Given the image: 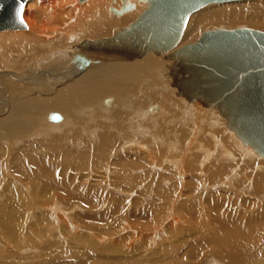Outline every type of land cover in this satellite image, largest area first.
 <instances>
[{
  "label": "bare ground",
  "instance_id": "obj_1",
  "mask_svg": "<svg viewBox=\"0 0 264 264\" xmlns=\"http://www.w3.org/2000/svg\"><path fill=\"white\" fill-rule=\"evenodd\" d=\"M121 1L129 4L130 8L119 19H116L112 17L110 8L119 7ZM236 2L225 6L211 4L205 6L206 8H204L202 12L197 13L201 10L200 9L195 12L196 14L192 13L189 16L185 28L174 47L164 49L161 47H154V49L152 48L144 51L141 50V44L143 43L135 37L137 35L135 34L137 30L130 34L128 31L133 27L141 13L149 7V0H27L22 12V20L25 24V29L0 31V33H3L0 37V113L7 112L6 115L8 116L6 119L9 117L15 120L14 123H9V119L6 121V119L0 118V127L10 130L25 128L30 133L32 132L34 137H48L54 138L55 140L57 138L56 141L59 140L60 144L63 140L64 132L62 130L67 129V135L82 136L86 142L87 140H91L96 144L100 143L102 146L99 147H102V153L108 152L107 150L111 149L116 140L120 141V146L126 145L130 142V139L134 138H130L128 133L130 132L129 128L133 122L128 123V118L126 117V120L123 122L120 116L122 112L118 113L113 118L110 117L109 113L104 117L109 121L113 119V121L119 122L116 130L110 129L109 126H103L101 127V131L98 132L95 128L94 130L91 129V127L88 128V125L80 129L75 128L77 120L75 121L71 119V117L69 118L65 112L74 113L76 116L84 112L89 114L93 112V104L97 102V99L109 95L110 93L116 94L117 105L119 103L121 108L127 109L126 107L129 106L127 101L131 100L128 94H136L138 90L137 86H141L143 89V83L145 85L147 84V88L150 92L151 90H156V92H161L163 90L164 95L167 92V95L172 97L171 100L169 101V97H165V101L158 99L157 102L161 103L165 109L174 108V103H171L174 102L173 95L178 98L180 94L187 98L190 97L184 92V86L189 82L191 76L189 70L186 69V65L189 62V54L186 51L178 53L180 48L195 43L203 32L201 34L199 33L206 27L237 28V26L246 25L264 29V0H243V2ZM146 3L148 6L143 10ZM87 9L90 11L87 12L86 15ZM123 9L124 7L122 10ZM82 13L83 16H81ZM57 33L61 35L58 36ZM115 33V37H110ZM65 48L68 49L64 53H61L60 49L65 50ZM17 50L18 52H16ZM52 51H56V55L47 57L46 54ZM151 52L161 55L167 54L170 57H179L176 58V60L165 61L155 56V54H151ZM173 52H176L174 56H172ZM16 56L17 58H15ZM38 58L39 62L34 64L35 60ZM155 74H158L161 78L165 76L172 81L173 85L178 86L180 94L175 91L176 87L174 89L167 88L164 85L160 86V84L157 85L159 77ZM4 79H6V81H2ZM21 82H23V84H21ZM24 82H29V85H24ZM30 83L34 84V86H30ZM129 83L130 85L131 83L135 84V87L133 85L130 86ZM142 94L147 97L146 99L149 101L148 104H152L151 101H153V103L156 102L154 98L148 97L145 93ZM126 95L128 96V100H125L123 104L122 99ZM79 99L81 107L73 109V102L77 101V105ZM182 99L181 106L187 108L189 106L188 101L186 102L185 98ZM189 99L193 100V97ZM111 100L112 99H107L104 102L105 106L109 105ZM201 103L208 105L202 101ZM139 105L140 104H135V107L133 106V108L139 109L134 113V118L136 117V120L145 119L143 108H140ZM31 107H35L39 113L47 110L43 116L46 122L58 123L61 121L62 123L60 125H53L52 123L47 125V123L43 126L38 119L30 122L29 119L23 115V111H28ZM153 108L154 107L151 109ZM217 109L221 112L219 108ZM57 111L62 113L64 117L61 116L62 114L59 115V113H56ZM42 114L44 113H40V115ZM221 114L225 117L222 112ZM204 115H206V113ZM213 115L217 119L220 118L219 112L218 114L214 112ZM213 115L210 113L207 117L211 119ZM91 120L92 116L89 114L88 121L91 123ZM133 124H135L136 127L134 133H141L142 123L137 121ZM228 126L235 131L229 124ZM204 130L205 129H203V131ZM233 130H226L225 128L224 133L220 131L215 134L214 137L217 140H215L214 137H211L214 141L211 139L207 140L214 142L215 145L223 143L228 147L229 143L227 142L229 141H227V139L230 137L234 139L232 143L240 146L243 150V143L241 145L240 142L245 140L235 131L236 135L242 139L240 141ZM24 133L26 132L24 131ZM210 133L213 134L211 131ZM196 135L197 134H194L192 139L193 141L196 140V145H193L195 146L193 149L203 151L205 160L202 158L199 163L197 157L200 155L197 157L195 156L197 159L190 169L195 174H192V177L190 176L189 192L198 190L199 188H201L199 191L207 189V182L204 183V181H201V173L203 174L209 171L211 168L210 166L213 165L209 163V157H211V155L215 156L217 153H215V149L207 150L204 147L206 146L205 143L199 142V140L202 141L201 137L197 136V138ZM216 135H218V137ZM134 139L141 141L136 137ZM24 140H29V137L27 140ZM246 143L249 144L248 142ZM55 144L53 142V146H55ZM63 144L70 146L65 142V139L63 140ZM73 145H75V143L71 146ZM77 146H79V144H77ZM229 146L231 147V145ZM63 149V147H61V149L56 146L50 147L49 143L47 145L43 141L30 142L25 145L21 151H17L18 154L14 157L11 166L20 176L22 175L25 178L30 177L32 180H37L38 184L42 187H50L58 183L55 180V173H58L60 167H63L65 171H67V169L73 168L74 164L81 165L85 160L82 154L71 153L69 150ZM95 150H97L98 153L99 149L97 148ZM243 151L248 155V158L249 156L252 157L256 155L249 147L248 149L244 148ZM225 153L227 154V152ZM3 157L4 152L0 146V175L3 174L4 170ZM118 160L125 161V158L118 155ZM206 160L208 162H206ZM97 161L98 160L95 159V164H97ZM225 165L223 163H220V165L214 164L213 168L216 173L214 175L218 177H213L221 180L220 177L227 173L226 170L227 167H229L228 165L225 168ZM128 166L134 168L138 167L135 163H129ZM263 170L264 168L259 170L262 172L254 173L253 189L250 188L253 190L252 194H254L255 197L252 195L247 196L245 186H242V192L238 194L231 189H225L223 185L226 182H222V184L218 180L217 183L221 184L219 185V187H221L219 191L209 192L205 199V196L202 197L199 193L202 202L200 200L198 201L201 202V204L196 202V200H191L189 202L190 254L200 256L216 254L219 255V258L232 261L235 264H264V247H261V242L264 243V206L262 203L261 206L257 205L255 207L256 199L264 194ZM246 176H251V173ZM207 184L211 185V182ZM91 185L92 192H99L96 188L97 186L95 187L92 183ZM57 186L61 187L60 189L68 194L78 196L86 206L96 208V206L99 205L98 202H92L90 200V192L77 190L69 185V183L66 184L65 181L57 184ZM262 198H264V196L260 197V199ZM205 201H211V207H208L206 204L204 207L203 202L205 203ZM192 209L195 211H191ZM205 211H207L206 215H204ZM203 216L207 223V228L203 227L200 223ZM7 220V216H0V224L7 222ZM260 236L263 237L261 238ZM62 260V257H57L55 260L50 259V261L48 260L44 264H64Z\"/></svg>",
  "mask_w": 264,
  "mask_h": 264
},
{
  "label": "rangeland",
  "instance_id": "obj_2",
  "mask_svg": "<svg viewBox=\"0 0 264 264\" xmlns=\"http://www.w3.org/2000/svg\"><path fill=\"white\" fill-rule=\"evenodd\" d=\"M241 1L243 2V0ZM234 3L211 5L225 6ZM147 6L146 3L143 10ZM129 8V4L121 1L119 7L110 8V13L112 17L119 19ZM204 8L197 13L202 12ZM89 11L87 9L86 15ZM235 28L206 27L199 34L207 30H232ZM237 28L264 32V29L246 25L237 26ZM2 34L0 33V37ZM57 35L61 34L57 33ZM115 36L116 33L110 37ZM67 49H60V52L64 53ZM175 53L173 52L172 56ZM151 54H155L165 61L176 60L179 57H170L167 54L161 55L155 52H151ZM53 55H56V51L46 54L47 57ZM37 62H39V58L35 60L34 64ZM155 75L159 77L157 85L174 89L176 87L175 91L180 94L178 86L173 85L172 81L165 76L161 78L158 74ZM2 81H6V79ZM28 83L26 82L24 85H29ZM132 85L135 84L131 83L130 86ZM143 85V89L141 86H137L136 94H128L131 98L130 101H127V95L123 97V104L125 100L129 103L127 109L121 108L119 103L117 105L115 93L99 97L97 102L93 104V112L89 113L92 116L91 123L88 121L89 114L87 112L81 113V115L77 114V116L74 113L65 112L69 118L77 120L75 128L80 129L88 125V128L91 127L93 130L95 128L97 132L101 131L103 126H109L110 129L116 130L119 122L113 121V119L110 121L105 119L104 117L108 113L113 118L122 112L120 116L123 122L128 118V123H136L137 121L142 123L141 133H134L136 127L133 123H131L130 132H128L130 138L136 137L141 141L132 138L129 143L120 146V141L116 140L111 149L107 150L108 152L102 153V147H99L102 146L100 143L96 144L91 140L86 142L82 136L67 135V129L62 130L64 132L63 140L65 139V142L70 146L63 144V140L60 144L59 140L56 141L57 138L55 140L48 137H34L32 132L30 133L25 128L10 130L0 127V146L4 152V170L3 174L0 175V216L8 217L7 222L0 224V264H44L46 261L55 260L57 257H62L64 264H235L232 261L219 258V255L216 254L200 256L189 253V202L196 200L201 204L200 194L202 197L205 196V199L209 192L219 191L221 184L217 183L218 180L221 183L226 182L223 185L225 189H231L238 194L242 192V186H245L247 196L255 197L252 194L253 177L256 173L262 172L259 170L264 168V155L262 156L254 147L238 137L235 131L228 126L226 118L214 105H204L197 98L190 100V97L187 98L180 94L179 98L173 95L174 102L171 103H174V108L165 109L157 100L165 101V97H169L170 101L172 97L167 95V92L164 95L163 90L161 92L151 90V93L147 84L143 83ZM30 86H34V84L30 83ZM142 93L152 97V99L154 98L156 102L151 101L152 104H148L147 97ZM182 98H185L186 102L188 101L189 106L187 108L181 106ZM107 99L112 100L109 105L105 106L104 102ZM76 102H73V109L81 107L80 99L77 105ZM135 104H140L139 107L143 108L145 119L136 120V117L134 118L135 111L139 110L133 108ZM152 107L154 108L151 109ZM213 111L217 114L219 112V119L215 118ZM46 112L47 110L40 112L44 113L40 115L35 107H31L28 111L24 110L23 115L30 122L35 119L40 120L44 126L48 123L43 118ZM56 113L62 114L58 111ZM210 113L213 115L211 119L207 117ZM6 114L7 112L0 113V118L6 119L8 116ZM61 116L64 117L63 114ZM8 119L6 121L9 123L15 122L12 118L8 117ZM49 123L60 125L62 122L53 123L49 121ZM225 128L226 130H233L237 138L242 140L240 144L243 143L242 146L246 149L249 147L252 151L255 150L256 155L248 158V155L243 151L244 148L242 150L240 146L232 143L234 139L230 137L227 139L229 141L227 142L229 143L228 147L223 143L215 145L214 142L209 141L210 139L213 140L211 137H214L217 132L224 133ZM194 134H197L196 137H201L202 141L199 140V142H204L206 145L204 147L207 150L215 149V153L219 154L214 153L215 156L209 157L210 164L220 165L223 163L224 165L228 164L229 167L225 165L227 173L222 176L223 178L220 177L221 181L216 178L218 176L214 175L216 174L215 169L211 165L209 171L201 173L202 178L200 176L204 183L211 182V185L206 183L208 190L199 191L201 189L199 188L189 192V182L192 174H195L190 169L197 158L199 163L202 158L204 159L203 151L193 149L195 147L193 145H196V140H192ZM216 136L218 137V135ZM28 137L29 140H27ZM37 141H43L47 145L49 143L50 147L56 146L60 149L63 147V150L67 149L71 153H80L85 157V160L81 165L74 164L73 168L67 169V171L60 167L58 173L56 172L57 175L55 173V180L58 183L50 187H42L37 180L20 176L11 166L18 150L21 151L25 145ZM53 142L56 143L55 146H53ZM71 143H75V145L71 146ZM96 147L99 149L98 153L95 150ZM118 155L125 158V161H119ZM198 155L200 156L197 157ZM95 159L98 160L97 164H95ZM128 162L135 163L138 167H129ZM206 162L208 161L206 160ZM250 173L251 176L247 177L246 175H250ZM63 181L77 190L90 192V200L98 202L99 205L96 208H91L84 205L78 196L62 191L57 184L63 183ZM91 183L95 187L97 186L99 192H92ZM262 196L264 194L260 197ZM260 197L256 199L255 207L261 206L262 203L264 206V198L260 199ZM205 204L211 207L210 204L212 203L205 201V203L203 202L204 207ZM191 211L194 212L195 210L192 209ZM206 214L207 211L204 215ZM200 223L207 228L204 216ZM261 247H264L263 242H261Z\"/></svg>",
  "mask_w": 264,
  "mask_h": 264
},
{
  "label": "water",
  "instance_id": "obj_3",
  "mask_svg": "<svg viewBox=\"0 0 264 264\" xmlns=\"http://www.w3.org/2000/svg\"><path fill=\"white\" fill-rule=\"evenodd\" d=\"M27 0H0V31L25 29ZM84 1V0H81ZM241 0H149L129 29L141 50L171 48L192 13L210 4ZM186 51L191 74L184 92L221 110L238 135L264 155V32L235 28L204 31Z\"/></svg>",
  "mask_w": 264,
  "mask_h": 264
}]
</instances>
